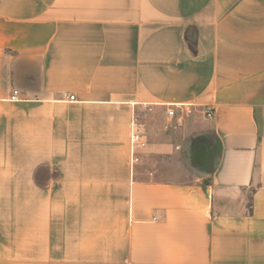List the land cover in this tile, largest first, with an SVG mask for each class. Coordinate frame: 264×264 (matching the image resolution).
I'll return each mask as SVG.
<instances>
[{
    "label": "crops",
    "instance_id": "obj_1",
    "mask_svg": "<svg viewBox=\"0 0 264 264\" xmlns=\"http://www.w3.org/2000/svg\"><path fill=\"white\" fill-rule=\"evenodd\" d=\"M0 264H264V0H0Z\"/></svg>",
    "mask_w": 264,
    "mask_h": 264
},
{
    "label": "rangeland",
    "instance_id": "obj_2",
    "mask_svg": "<svg viewBox=\"0 0 264 264\" xmlns=\"http://www.w3.org/2000/svg\"><path fill=\"white\" fill-rule=\"evenodd\" d=\"M217 147L212 135L195 136L192 139L191 159L196 169L212 171Z\"/></svg>",
    "mask_w": 264,
    "mask_h": 264
},
{
    "label": "built area",
    "instance_id": "obj_3",
    "mask_svg": "<svg viewBox=\"0 0 264 264\" xmlns=\"http://www.w3.org/2000/svg\"><path fill=\"white\" fill-rule=\"evenodd\" d=\"M12 100H20L19 98V91L15 90L13 96L11 97ZM70 100H75V96H70L69 98ZM169 115L171 116H175L176 115V111L175 110H170L169 111ZM209 117H212L213 114L212 112L208 113ZM140 139V130L138 129V127L136 126V121H134L133 123V128H132V135H131V141H132V148H133V156H132V163H136L139 159L138 157L134 156V149H135V144L139 141Z\"/></svg>",
    "mask_w": 264,
    "mask_h": 264
},
{
    "label": "trees",
    "instance_id": "obj_4",
    "mask_svg": "<svg viewBox=\"0 0 264 264\" xmlns=\"http://www.w3.org/2000/svg\"><path fill=\"white\" fill-rule=\"evenodd\" d=\"M192 46V45H191ZM194 47V46H193Z\"/></svg>",
    "mask_w": 264,
    "mask_h": 264
}]
</instances>
